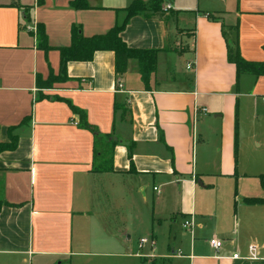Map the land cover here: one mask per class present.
Here are the masks:
<instances>
[{"label":"crops","instance_id":"obj_1","mask_svg":"<svg viewBox=\"0 0 264 264\" xmlns=\"http://www.w3.org/2000/svg\"><path fill=\"white\" fill-rule=\"evenodd\" d=\"M70 1L0 0V142L17 136L0 152V264H108L104 249L128 237L111 203L122 202L121 220L128 200L148 196L162 206L151 215L158 227H174L165 264H264V203L245 202L264 199V75L237 77L227 59L237 24L241 56L264 62V0H163L168 10L137 13L120 33L130 48L159 50L147 83L136 60L116 75L113 52L97 51L67 64L68 81L40 88L37 76L58 73L56 48L70 45L72 26L105 34L135 0H86L88 9ZM38 24L48 51L27 29ZM70 105L118 141L113 172L91 171L93 134ZM150 235L156 242L152 225Z\"/></svg>","mask_w":264,"mask_h":264},{"label":"trees","instance_id":"obj_2","mask_svg":"<svg viewBox=\"0 0 264 264\" xmlns=\"http://www.w3.org/2000/svg\"><path fill=\"white\" fill-rule=\"evenodd\" d=\"M149 4V5H148ZM70 6L75 9H88L89 6L86 0H72ZM126 16L123 21L113 26L105 34L85 37L81 33L80 26H72L70 30V45L56 48L59 51V70L57 74L51 71L45 80L37 76L36 83L40 88H51L54 83L66 82L70 78L67 75V64L71 61H90L97 51H112L114 54V71L116 75H121L126 72L127 64L130 59L137 61L138 72L144 83H147L150 76L156 69L157 53L159 50L154 49H139L130 48L120 37V33L124 30L130 17L137 13H143L146 18H150L147 10L156 12L159 8L153 3H144L142 0H135L125 9ZM234 37L228 39L227 43V59L233 63L236 68V76L248 73L256 76L264 75V62H253L245 60L239 50L237 42V24L232 27ZM34 36L37 40V47L48 51L52 49L48 43L45 30L42 24L36 26ZM73 113L79 116V126L90 131L93 134V156L91 171L93 172H113V153L117 144V140L112 139L110 134L98 133L97 129L88 123L85 113L70 105ZM237 132L235 131L234 153L236 158L237 153ZM17 136L10 134V140L7 143L0 142V152L12 150L16 147ZM131 150L128 151V159L130 167H132ZM131 170V168H130ZM246 203L256 204L264 203L261 198H247ZM5 203L0 201V209Z\"/></svg>","mask_w":264,"mask_h":264},{"label":"rangeland","instance_id":"obj_3","mask_svg":"<svg viewBox=\"0 0 264 264\" xmlns=\"http://www.w3.org/2000/svg\"><path fill=\"white\" fill-rule=\"evenodd\" d=\"M144 3L149 2L150 4H155L159 10L156 12H152L151 10H147L146 13L149 15H158L164 10H168L163 6V0H142ZM211 1V5H216L217 0H207ZM165 2H171V0H166ZM197 0H176L174 1L175 6L182 4L185 6H195ZM149 5V4H148ZM122 202L114 201V204L111 203L112 211L115 213L114 219L115 221L125 222L124 226H126L127 236L125 239L121 240V244L119 248L110 247V249L105 248L104 252H106V256L102 257L104 260H109L108 264H165L166 260L161 257V254L171 253L172 250L177 248V240L174 238V227H172V231H169L167 224H169V220H165L159 227L157 225V218L153 221L151 218L152 211L154 213H160L159 208L162 206H158L155 204L153 206V201L151 196H148L147 199L140 197L137 200H128L123 207L122 213L124 214L123 218L120 220L118 215L121 211ZM120 208V209H119ZM133 211L137 217L134 219ZM113 213V214H114ZM153 217V216H152ZM155 217V216H154ZM152 219V222L150 221ZM151 225L153 228V236L156 238V242L151 245L150 242H146L140 245L141 238H151ZM150 240V239H149ZM120 254V255H119ZM155 255V256H154ZM153 257L156 260L146 259L143 263L144 258L140 257ZM97 257V256H95ZM35 258H33L34 261ZM147 261V262H146ZM29 264V263H28Z\"/></svg>","mask_w":264,"mask_h":264},{"label":"built area","instance_id":"obj_4","mask_svg":"<svg viewBox=\"0 0 264 264\" xmlns=\"http://www.w3.org/2000/svg\"><path fill=\"white\" fill-rule=\"evenodd\" d=\"M169 7H170V5H167L165 8L168 9ZM27 29L33 31L34 33L36 31V28L28 27ZM186 67H187V69H192V64L188 63ZM194 112H195V114H197L198 112L206 113L207 110H206V108H199V109L195 108ZM154 189H156V188H154ZM192 225H193L192 216L190 218L184 219V221L181 224L182 228L185 229V230L191 229ZM149 239L148 238H141L139 244L142 245V244H144L146 242H150L151 245H153L154 244V240L152 238H149ZM209 244L214 249H219L221 247V245H222V242L220 240H218V239H214L213 238V239H210ZM248 252H249V256H248L249 259H256L258 257L257 253H256V247L254 245H250L248 247ZM232 257L233 258H238V254L234 253L232 255Z\"/></svg>","mask_w":264,"mask_h":264}]
</instances>
